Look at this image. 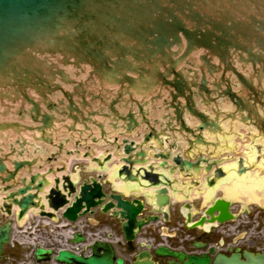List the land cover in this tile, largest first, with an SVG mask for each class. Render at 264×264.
Returning a JSON list of instances; mask_svg holds the SVG:
<instances>
[{"label":"water","instance_id":"95a60500","mask_svg":"<svg viewBox=\"0 0 264 264\" xmlns=\"http://www.w3.org/2000/svg\"><path fill=\"white\" fill-rule=\"evenodd\" d=\"M237 123L259 132L232 136ZM141 129L145 133L136 145L128 138ZM261 138L264 0H0V192L9 193V214L16 206L20 218L31 208H40L43 217L60 213L70 222L111 215L132 242L143 227L159 220L147 211L168 217L172 180L158 170H169L172 176L178 170L186 173L183 178L204 173L206 189L214 191L229 169L208 156L229 157L228 150L236 148L239 154L231 156V164L243 157L248 170L241 160L239 174H245H232L216 198L236 201L234 209L264 208ZM71 144L77 153L92 145L123 150L122 165L107 170L104 164L111 156L95 160L107 170L110 194L94 177L79 175L74 181L55 176L49 182L53 169L32 173L56 162ZM148 145L156 150L158 164L150 162ZM46 149L51 150L48 158L43 156ZM175 150L179 152L173 154ZM21 172L30 176L19 181ZM111 179L119 182L112 184ZM122 184L144 201L124 199L115 192ZM41 194L52 213L37 202ZM196 199L192 195L195 207ZM231 205L218 198L188 228L234 219ZM191 221L192 214H187V223ZM11 226L0 225V255ZM84 240L78 233L69 243ZM141 248L130 264H154V257L209 264L166 247ZM244 258L219 256L216 264H264L262 254L245 253ZM34 259L36 264H127L112 243L101 240L91 245L87 257L37 247Z\"/></svg>","mask_w":264,"mask_h":264},{"label":"flooded vegetation","instance_id":"af4514ba","mask_svg":"<svg viewBox=\"0 0 264 264\" xmlns=\"http://www.w3.org/2000/svg\"><path fill=\"white\" fill-rule=\"evenodd\" d=\"M5 208L0 207V223L5 226L11 218V215L6 213ZM254 218V217H252ZM110 219V218H108ZM259 226L253 223L255 220L248 222L238 221L234 224L235 231L227 236H223L216 230H201L196 233L192 239L188 238L187 234L180 235L179 239L173 243V252L179 256H195L197 258H205L209 260V264H216L219 256L231 258L234 255H239L241 261H245L244 254H262L264 255V217H259ZM117 220L111 222V228L117 233ZM60 238L63 234L60 231H46L44 234L37 236L35 239L46 242L50 249L54 252L61 247ZM132 245H127L125 252L122 254L127 264L133 262ZM88 250L84 247H79L78 256H86ZM154 264H178L177 258L152 259ZM0 264H36L34 256L30 255L29 249H24L19 252H11L4 248L0 258Z\"/></svg>","mask_w":264,"mask_h":264},{"label":"rangeland","instance_id":"374dc122","mask_svg":"<svg viewBox=\"0 0 264 264\" xmlns=\"http://www.w3.org/2000/svg\"><path fill=\"white\" fill-rule=\"evenodd\" d=\"M178 187L181 188V184H179ZM199 188H197V189H195V188L185 189L184 190L185 191L184 195L179 193L178 194V198L174 199L175 202H176L175 208L178 209L179 207H182L183 209H188L189 205L192 204V195H197V194L200 193V189ZM188 190H190V192H187ZM193 210H194V207H193ZM242 210L243 209H234V212L235 213H239V211H242ZM247 210H253L251 215L254 216V219H255V215L258 214V212H260L261 217H264V210H260V209H247ZM172 217L174 219H180L179 214H178L177 211H175L174 214H173V211H172Z\"/></svg>","mask_w":264,"mask_h":264},{"label":"bare ground","instance_id":"6f19581e","mask_svg":"<svg viewBox=\"0 0 264 264\" xmlns=\"http://www.w3.org/2000/svg\"><path fill=\"white\" fill-rule=\"evenodd\" d=\"M137 144H138V143H136V145H137ZM136 145H135V146H136ZM136 147H137V146H136ZM137 148H138V147H137ZM139 151H140V152H145V150H139ZM147 151H148V150H147ZM120 152L122 153L123 150H121ZM113 153H117V149H116V147L113 148ZM146 153H147V156H148V157H150L151 155H153V154H152L151 152H149V151L146 152ZM211 157H213V156H211ZM160 160H161V159H160ZM156 161H159V160H156ZM221 164H224V163L221 162ZM115 167H116L115 169H117V166H115ZM32 173H35V171L33 170ZM183 174H186V173H182V174H181L182 177H183ZM24 175H25V172H21V173H20V175L18 176L19 181H20L21 179H23L22 177H23ZM193 175L195 176L196 173H194ZM20 183H21V182H20ZM122 186H123V184L121 185V188H122ZM116 187L118 188V185H116Z\"/></svg>","mask_w":264,"mask_h":264},{"label":"crops","instance_id":"0c3cea01","mask_svg":"<svg viewBox=\"0 0 264 264\" xmlns=\"http://www.w3.org/2000/svg\"><path fill=\"white\" fill-rule=\"evenodd\" d=\"M220 157V156H219ZM220 158H225V157H220ZM191 184V183H190Z\"/></svg>","mask_w":264,"mask_h":264}]
</instances>
